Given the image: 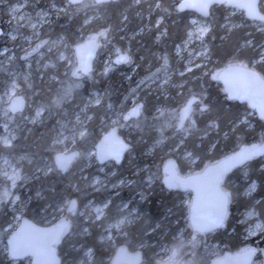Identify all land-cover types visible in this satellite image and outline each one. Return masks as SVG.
<instances>
[{
    "label": "trees",
    "instance_id": "obj_1",
    "mask_svg": "<svg viewBox=\"0 0 264 264\" xmlns=\"http://www.w3.org/2000/svg\"><path fill=\"white\" fill-rule=\"evenodd\" d=\"M161 1V8H152V10L146 8V2L135 4V0L111 1L97 5L98 10L106 14L104 27L109 28V36L112 40L109 47L106 41L102 40L103 46L102 48L100 46L98 58H102V51L107 46L115 55L117 48L127 51L132 60L124 62V65L116 62L110 64L107 66L108 70L104 69L100 74H98L100 65L94 64L92 87L103 94V99L99 105L96 104L91 108L92 120L88 124L90 135L79 141L76 150L80 152V156L73 167L64 175L57 169L45 175L30 172L21 183V185L25 183V186L21 190L24 218L20 224L26 219L39 226L53 225L65 213V208H61V205H64L68 199H77L78 206L81 208L84 207L87 199L100 203L111 201L105 217L99 221L84 222L79 217H72L71 230L59 246L63 264L66 260L70 261L69 264H78L86 259L85 253L89 250L93 251L90 264H111L112 258L122 247H125L130 254L140 253L141 264H150L148 256L154 254L157 249V246H152L154 241H159L158 236L164 235L166 230H168L166 240L174 237L182 226L181 218L187 215L185 209H188L182 208V205L178 206L184 196L182 191H169L164 186L161 180L164 162L174 156L182 174L190 171L192 173L190 175H194L204 171L207 165L236 152L246 144L264 142V120L257 114L253 128L241 124L240 120L249 107L246 104L230 101L223 90V85L211 78L214 70L233 62H241L252 68L254 61L258 59L259 49L249 48L244 46V43L252 39L263 42L264 35L261 32L256 33L253 27H241L229 31L223 26L226 6L218 5L208 16V18L212 16L216 18L213 29L206 38L210 50L208 65L179 77L175 74L173 82L183 86L179 89L170 87L168 99L158 97L153 100V97L146 93L139 94L137 102L144 103V113L137 120L127 121L125 123L129 125L127 130L118 131L119 137L129 147L121 162L111 161L114 167L123 172L122 174L132 173L133 168L137 167L140 172L135 176V181L136 179L139 182L153 181L154 184L151 189L144 192V199L135 200L141 215L132 226L124 229L123 233L127 235H121L116 244L107 241L103 228L112 217L117 215L119 204L129 200L130 195L128 197L125 193H119L112 196L110 192H95L91 180L98 174L99 164L95 162L91 168H85L82 157L86 151L94 150L93 145H97L103 137L98 129L116 117V114L126 113L139 90L140 83L156 75L167 65L175 64V49L187 37L193 12L177 10L175 4L180 0ZM61 2L62 5L68 3L67 0H61ZM165 7L169 9L167 13L163 11ZM69 9L76 11L75 6H69ZM261 10L264 13V4ZM217 13L220 15L217 16ZM160 15H164V20L158 28L156 20ZM124 16H127L125 23L122 22ZM79 17V12H63L54 19L51 29L47 32L51 36H64L66 43L71 46L82 43L83 41L78 39L80 37L78 30L83 27V20ZM254 21L246 17L247 23ZM123 24L127 26L126 31L130 36L122 41L120 38L123 34L120 29ZM164 29L167 31L157 39L159 32ZM164 57H167V64L164 62ZM254 68L264 77V71L259 65ZM182 70L183 67L180 68V72ZM122 71H125V75L121 74ZM192 94L197 95L200 100L210 106L209 110L203 114L199 111L195 113L198 129L207 130L208 134L203 135L201 131L193 130L190 135L181 139L178 132L175 135L174 127L163 126V122L165 120L172 122V113H176V110ZM161 106L170 110V114L160 115L158 109ZM150 108L153 112H150ZM209 119L216 120L219 127L210 128ZM162 126L163 130H161ZM1 132L0 127V137ZM22 144L24 145L18 146L15 143L13 146L6 147L0 141V155L33 151L41 155L46 153L54 159L53 154L47 150L52 145V138L47 132L35 129ZM150 149L152 151L149 153ZM130 152L135 158L130 159ZM186 156H189V159H186ZM262 157L237 168L226 176L223 183L224 189L231 192L229 213L225 226L218 228L210 241L221 245L220 253H223L221 256L239 252L242 247L255 246L253 243L258 239H261V245L264 244V232L259 238L247 241L244 238L242 225H238L239 214L250 207L257 209L264 221ZM129 162H132L131 168L128 166ZM251 180L258 182L259 190L255 195L246 198L245 187ZM131 191L127 193L130 194ZM13 215L14 213L8 207L0 210L1 242L7 243V239L13 232V230L6 231V228L12 224ZM174 219L180 222L173 225ZM85 228H88L87 233L84 232ZM72 232L77 233L76 237H69ZM79 246L80 249L77 252L75 249ZM9 258L8 254L0 256V264H31L28 260L13 262ZM214 259L211 260V264Z\"/></svg>",
    "mask_w": 264,
    "mask_h": 264
},
{
    "label": "rangeland",
    "instance_id": "obj_2",
    "mask_svg": "<svg viewBox=\"0 0 264 264\" xmlns=\"http://www.w3.org/2000/svg\"><path fill=\"white\" fill-rule=\"evenodd\" d=\"M143 2H146L147 9H156L155 4L157 0H139V2L135 0V4H143ZM61 3V0H0V127L2 128V135L0 138L9 137V139H12L11 133H14L15 138L12 139L11 146L15 143L20 146L24 145L22 143L28 139L31 132L35 131V129L50 134L52 141L63 134V137H66V139H63L62 143L54 146L51 145L47 149L53 154V157L55 156V150L60 152H72L76 150L79 141L84 140V138H81L78 135V129L82 124L88 129V124L92 120L91 108L96 105L94 100L97 96H99L101 101L103 99V94L92 87V80L94 78L93 73L90 76H73V69L77 65V55H75V48L71 45H69L67 49L62 45H43L38 51L32 52V49L36 47L40 40L55 41L62 36H51L49 35L50 33L47 32L48 29H51L54 19L58 18L63 12H65L58 10V8L53 7V5H57L60 8H69L68 3L66 5H62ZM160 3H162L161 0ZM17 5H22V7L16 8V12L13 14L12 9ZM97 5L99 4L96 0H84L78 10L76 6V11H73L72 9L68 10L71 12H79V19L83 20V27L79 28L78 32L80 37L82 36L84 39H87L91 32L99 31L100 28L105 25L106 14L105 12L99 11ZM242 13L243 12L239 10L226 7V11L223 14V26L229 31L241 27H253L255 28L256 33L261 32L264 35V22L261 23L254 21L252 23H247L246 16ZM216 15L219 16L220 13H217ZM21 17H23V19ZM89 17H92V19L88 23H85V20ZM190 18L189 31L196 27V25L192 24V20L195 19L200 24L210 25L209 32L213 29V24L216 19L214 16L206 19L196 13H193ZM122 22L125 23V19H122ZM33 25L35 27H33ZM126 28L127 26L123 24L120 29V32L123 34L120 38L122 41L127 40L130 36L129 32L126 31ZM209 32L206 34L203 41L196 39L194 36L190 43L185 44V41L188 40L187 33V37L184 41L177 45V47L179 46L180 51H177V47L175 49V64L170 66L167 65L166 68L159 70L156 75H152L141 82L139 90L136 92L135 97L132 99V102L128 107L131 108L132 105L136 104L139 94L141 93H146L147 95L152 96L153 100L154 98L158 99V97L168 99L170 95V87L179 89L183 86V84L174 83L173 77L175 74L179 77L185 73H189V71H186V69L190 67L189 61L196 65V67L191 68V71L207 66L210 61V50L206 39ZM102 40L104 41V39L101 38V48L103 46ZM250 41L251 43H244V46L259 49L258 59L254 61L252 68L259 65L260 69L264 71V59H262V57H264V40L263 42H257V40L254 41L253 39ZM111 42L112 40L110 36H108L106 45L109 47ZM107 46L106 48L104 47V50L102 51V58L99 57L96 61L101 67L98 74L103 72L106 66L115 63V54L109 51ZM202 46L208 49V54L205 57L197 55V53L201 51ZM5 49H7L6 52L4 51ZM60 52H63L65 56L70 57L74 63L69 64L67 59L60 60ZM26 53L31 54L26 55ZM118 64L124 65V62ZM181 67H183L182 72H180ZM121 74L125 75V71H122ZM25 77H27V79H25ZM12 81H15V95L18 96L19 94H22L29 102L26 111L18 115L11 114L7 109L10 101L9 90L13 87ZM69 81L75 82L76 87L73 89L71 96L64 97L62 103L58 104L56 98L63 96L64 87ZM37 86H39V88H36ZM41 107L44 108L43 113L39 118L33 120L32 117L36 115V110ZM6 109L7 112L5 113ZM159 109H163V114L165 115L170 114V110L162 106L159 107ZM178 110H176V112ZM150 112H153L151 108ZM172 112L173 111H171V113ZM143 113L144 112H142V114ZM175 114L176 113H172V116L174 117ZM77 115L80 117L79 121H77ZM256 116L257 113L249 109L248 111H245L240 123L253 128L255 126L254 120ZM114 119H116V117L112 120ZM112 120L106 122L103 127L98 129L101 135H105L106 132L113 128L119 131L127 130L129 127V125L125 124L126 121L123 119H120L119 126L114 125ZM171 123L176 135L178 131L175 127V119H173ZM4 124H7V130L4 128ZM0 141L4 145L2 139H0ZM151 151L152 149L149 150V153ZM89 152L92 153L91 157L88 155ZM129 157L130 159L131 157L135 158L131 152L129 153ZM172 157L175 158L174 156ZM185 158L189 159V156H186ZM95 162L99 164L98 174L91 180L95 192H110L112 196L119 195V193H125L128 197L130 195L129 200L119 204V209L123 213L131 211L133 217L132 222L130 224L126 223L122 230L115 228L109 229L108 224L111 222L110 220V222H107L106 226L103 228L107 241H112V243L116 244L117 239L123 235L122 232L124 229L132 226L134 222L140 219L141 214L135 204V200L144 199V192L151 189L154 182H139L137 179L135 181V176L140 172L137 167L133 168L134 170L132 173L122 174L123 172H120L119 169L117 170L111 160L107 161V163L99 162L95 157L94 150L90 149L86 151L82 157V163L85 168H91L94 166ZM131 164L132 162H129V168H131ZM261 164L263 166L262 169L264 170V156L261 158ZM48 167H52L53 170L57 169L54 164V159H51L50 155L46 153L41 155L37 152L31 151L21 152L20 154L0 155V210L8 207V209L14 213L11 218L12 224L6 228V231L13 230L14 232L24 218V203L21 198V190L24 188L25 183L22 185L21 183L24 182L30 172H33L36 175L49 174L50 172L46 171ZM13 169L19 170V179L16 180L15 187L12 185L11 174ZM187 174L190 175L192 173L189 171ZM96 177L100 178V183L93 184L92 181ZM253 182L256 184V187L254 190L249 191L250 185ZM258 187L259 184L257 181H249L245 187L246 190L244 191V196L249 198L255 195L259 190ZM5 189L8 190L9 195H5ZM130 190H132L130 194L127 193ZM183 193L184 196L180 201L181 204H178V206L182 205V208L187 207L188 209H185L187 214L186 217L181 218L182 226L178 229L176 235L170 237L169 240H166L165 238L168 230L165 231L164 235L158 236L159 241H154L152 245L153 247L157 246V249L154 251V254L148 256L150 264H159V261L166 260L167 257L171 255L169 250L180 244H183V247L179 249L178 258L182 262H191V264H211L213 258H218L223 254L220 253V244L210 242L212 237L216 234L215 231L199 234L197 235V243L195 245L190 243L194 234L191 223H189V210L194 195L191 191H184ZM16 197L19 198L16 199ZM104 203L87 199L83 205L84 207L81 208L78 206L77 202L75 215H72L68 211L67 206H65V213L59 217L58 221L72 220V217H79V219L84 222L99 221L95 218V206ZM125 204H127V208H124ZM252 209L255 208L250 207L239 214L238 225H242L244 238L247 241L259 238L261 233L264 232V221L261 219L258 210L255 209V215L249 216L247 214ZM179 222L178 219H174L173 225L178 224ZM257 223H260L261 225L259 229L256 228ZM87 229L88 228H85L84 232L87 233ZM76 235L77 233L72 232L69 237L74 238ZM1 241L0 235V256L3 257L4 254H8L9 256L7 243ZM253 244L257 246L255 247L251 245L250 247L257 249V257L251 264H264V244L261 245V239L255 240ZM79 249L80 246L75 250L78 252ZM92 254V250L91 252H86V259L80 261L78 264H90L92 261ZM9 257L10 260H13L11 256ZM69 263L70 261L66 260L65 264Z\"/></svg>",
    "mask_w": 264,
    "mask_h": 264
},
{
    "label": "snow or ice",
    "instance_id": "obj_3",
    "mask_svg": "<svg viewBox=\"0 0 264 264\" xmlns=\"http://www.w3.org/2000/svg\"><path fill=\"white\" fill-rule=\"evenodd\" d=\"M97 3L102 2V0H96ZM139 2V0H137ZM82 0H68L69 6H76L77 10L79 6L81 5ZM214 3H220V4H227L232 6L233 5V0H203L202 3L200 4H188L185 3L184 0H181L180 3L175 4V8L177 10H183L185 7H197L201 12L204 13L205 16L209 15V9ZM261 3L264 4V0H261ZM87 6V5H84ZM238 6V5H236ZM260 5L257 4L256 0H252L251 3L244 5V7H247L249 9L248 15L252 16L254 19L258 18L260 21L264 22V14H261L259 11H256V9ZM22 7V5H17L15 8L12 9L13 14L16 12V8ZM53 7H57L58 10L60 11H65L67 12L69 10L68 7H63L60 8L57 5H53ZM156 8H161V3L160 0H157L155 4ZM164 12H168V8H163ZM23 19V17H21ZM92 17H89L88 19L85 20V23H88ZM123 19H127V16H124ZM164 20V15H160L157 20H156V25L159 28V25L161 22ZM192 24L196 25V27L190 29L188 33V40L185 41V44L190 43L191 39L195 36L196 39H199L201 41L204 40L206 34L210 30V25L208 24H200L198 23L195 19L192 20ZM33 27H35L33 25ZM167 29H164L163 31L159 32L157 39H159L160 35H163L164 32H166ZM109 36V28L101 27L99 31L91 32L87 39H84L82 36L78 37V39L82 40L83 43H76L72 47L76 49V54H80L82 49H87V59H91V57L94 55V50L101 45V38H103L105 41L108 39ZM247 43H251V41H248ZM43 45H62L65 49L69 47V45L65 42L64 37H60L59 39L55 41H49V40H40L39 43L36 45L35 48L32 49V52H36L40 49L41 46ZM5 52L7 49L4 50ZM177 51L179 52V46L177 47ZM31 53H26V55H30ZM208 54V49L204 46H202L201 51L197 53L198 56L205 57ZM59 59L60 60H68L69 64H73V60L70 57L65 56L63 52H60L59 54ZM264 59V57H262ZM132 57L128 54L127 51H123L120 48L116 49V55H115V62L116 63H123V62H131ZM164 62L167 64V57H164ZM190 67L186 69V71H191L192 67H196V65L192 64L191 61H189ZM81 69L87 70L88 65L86 63L85 57H81L80 63L78 66H75L73 69V76H78L81 72ZM244 71H248L245 66L241 65V68ZM108 70V67H105V71ZM231 70V69H229ZM253 74L257 76V74L254 71H250ZM212 76L214 79H223L225 84L228 85V90L240 97L244 96H249L250 98L254 97L256 94H249L248 90L246 88H242L235 84L233 80L230 78L228 74L220 76L216 73H212ZM27 79V77H25ZM13 87L9 90V100L10 103L7 106V109H10L12 112H16L20 108L23 107V98L16 96L15 95V81H12ZM76 87V83L73 81H69L68 84L65 85L64 87V93L63 96L57 97L56 102L62 103V100L66 96H71L73 89ZM260 95L264 97V89L260 91ZM197 101H199L197 103ZM94 103L99 105L101 103V99L99 96L94 100ZM255 106V105H254ZM260 114L261 116H264V102H262L260 105ZM141 108L142 105H136L134 108H132L129 112L127 113H119L116 114V119L112 120V123L114 125L119 126V121L120 119H123L124 121H127L129 117L131 116H139L141 114ZM210 106L207 103H204L200 98L192 94L189 96V98L186 99L184 104L180 107V109L176 112L174 115L173 119H175V127L180 134L181 139L184 137L190 135L193 130H199L203 133V135H207L208 131L207 130H202L198 129V124H197V119L195 118V113L197 111L201 112L203 114L205 111L209 110ZM7 109L5 110V113L7 112ZM44 108H38L36 110V115L32 117L33 120L37 119L40 117V115L43 113ZM158 112L160 115H163L164 110L163 109H158ZM80 120L79 115H77V121ZM163 126L167 127H172V123L169 120H165L163 122ZM163 126L162 129L163 130ZM208 126L210 128H218L219 125L216 120L214 119H209ZM4 128L7 130L8 126L7 124H4ZM63 132V130H62ZM116 129L113 128L111 132L107 133L104 141L101 142L99 145H93V149L95 152V157L96 159L100 160L101 162H104L108 160L109 157L114 158L115 161H119L121 159V152L123 149L128 148L129 145L125 144L122 140H120L118 137L115 135ZM78 135L81 138H87L88 135H90L89 130L82 124L81 127L78 129ZM12 139L15 138V134L11 133ZM63 137V134H61L57 139H54L52 141V145H56L59 143L63 142V139H66V137ZM4 145L6 146H11L12 144V139H9V137H2ZM107 142V147L105 146V143ZM258 153H264V144L261 145H253L251 148L245 147L243 148L239 153L234 154L233 157H230V161L235 162V163H242L245 160L249 159L250 157L257 155ZM80 155L78 152H60L55 150V158H54V164L56 168H59L61 170L67 171L69 165L71 162L78 156ZM88 155L91 157L92 153L89 152ZM231 164H226L221 169L216 172L212 176V180L214 181V186H215V192H216V200H215V206L217 211L215 214L207 215V214H202L200 211V205L199 202L194 204L193 206V222L194 225L197 229V231H204L207 228H214L218 225L223 224L225 216L227 214V205L229 203V196L230 194L227 192H223L219 190V183L223 178L224 172L227 170L228 167H230ZM46 171L51 172L53 171L52 167H48ZM12 176V185L15 187L16 180L19 179V170L18 169H13V172L11 174ZM179 179V178H174L173 180L167 181L169 183V186H172V183L174 180ZM199 177H191L187 181H180L182 183H192L193 185L198 184L199 182ZM93 184L100 183V178L96 177L93 181ZM256 187V184L253 182L250 185L249 191L254 190ZM5 195H9V192L7 189H5ZM19 197H16L18 199ZM199 201V198H198ZM111 204V201H108L107 203L101 204V205H96L95 206V218L97 220L105 217L106 215V210L109 208V205ZM76 205L77 201L75 199H68L65 201L64 205H61V208L67 206L69 212H75L76 211ZM127 204L124 205V208H127ZM249 216L255 215L256 211L255 209L250 210L247 213ZM132 215L131 211L127 213H123L120 211V209H117V215L111 218V222L108 224V228L112 229H123L124 225L126 223H131L132 222ZM69 222L66 220H62L61 223L55 228V231L61 235L64 230L68 227ZM261 227L260 223H257L256 228L259 229ZM124 235H127V233H123ZM191 244L195 245L197 243V237L196 235L192 236V239L190 241ZM9 244L11 245V255L16 256V243L13 240L9 241ZM183 247V244L177 245L170 249L169 251L171 252V255L167 257L166 260H161L159 261V264H191V262H182L178 258V253L179 249ZM91 252V250H89Z\"/></svg>",
    "mask_w": 264,
    "mask_h": 264
},
{
    "label": "water",
    "instance_id": "obj_4",
    "mask_svg": "<svg viewBox=\"0 0 264 264\" xmlns=\"http://www.w3.org/2000/svg\"><path fill=\"white\" fill-rule=\"evenodd\" d=\"M83 1L84 0H82V2ZM111 1H120V0H102V2L100 3H110ZM184 2L188 4H200L203 2V0H184ZM251 2L252 0H233L232 6L227 5V4L214 3L209 9V13L214 7H217L218 5H223V6H226L227 8L231 7L233 9L243 12L244 15L250 20L252 19L257 22L262 23V21H260L258 18L254 19L252 16L248 15L249 9L247 7H244V5L249 4ZM256 2L258 5H260L256 9V11H259L261 14H264L261 10V7H262L261 0H256ZM186 10L199 14L203 18H208L209 16V15L205 16L204 13L201 12L197 7H185L183 10H179V11L186 12ZM99 49H100V46L94 50V55L91 57V59H87V49H82L80 54H76V49H75V55H77V66L80 63L81 57H85L86 63L88 65V69L87 70L81 69L80 74H82L83 76H90L92 74L95 68L94 64L98 58ZM241 65L245 66L246 69L249 70V72L240 69ZM250 71H254L257 74V76ZM212 73H216L220 76L228 74L235 84H237L238 86L242 88H246L249 94H256L252 98H250L249 96L240 97L238 95H235L228 90L229 86L225 84L223 79H214L211 74L212 80L220 82L221 85H223V90L226 93L230 101L232 102L236 101L241 104H246L252 111L257 112L258 116L264 120V116H261L260 114V107H259V105L262 102H264V97L260 95V91L264 89V77L261 75V73L257 69L248 67L246 64L241 63V62H233L232 64L222 67L221 69L214 70V72ZM18 96L23 98V107L17 110L16 112H12L10 109H8L9 112H11V114L13 115L24 113L28 107V101L26 97L22 94H19ZM198 102L199 101H197V103ZM136 105H142V108H141V114H142L143 109L145 107L143 102H138L137 104L133 105L130 109L126 111V113L129 112ZM141 114L138 117L131 116L129 117L127 121L137 120L138 118H140ZM111 131L112 129L106 132V134ZM106 134L99 140L97 145L101 144V142L104 141ZM115 135L120 140H122L118 135L117 129H116ZM122 141L124 142V140ZM261 144H264V142L246 144V146H242L240 149L236 150V152L226 155L222 159L217 160L214 163L207 165L204 168V171L200 173H196L194 175H184V174L182 175L180 169L178 168V162L173 157L169 158L168 160L164 162V164L162 165V170H163L162 181L166 189L169 191H173V190L174 191L179 190L182 192L191 191L194 195L193 200H192V205L189 210L190 212L189 223H191L193 234L196 235V237L199 234H205L207 232L215 231L218 228L225 226L226 224L225 221L228 217V213H229L228 209H229L230 200L227 205V214L225 216L223 224L218 225L214 228H207L204 231H197L194 225V222L192 219L193 206L197 202H199L200 211L202 214L211 215V214H215V212L217 211L216 206H215V200L217 197H216L215 186H214V181L212 180V176L216 172H218L221 169V167H223L224 165L231 164V166L228 167L227 170L224 172L223 178L218 185L220 191L227 192L230 194L229 196V199H230L231 197L230 190L228 189L226 190L223 188V183L226 179V176L232 173L233 171L237 170V168L246 166L251 161L258 159V157L264 156V153H258L257 155L250 157L249 159L245 160L242 163L232 162L230 161L229 158L233 157L234 154L239 153L245 147L251 148V146L253 145H261ZM105 146L107 147V142L105 143ZM127 151H128V148H125L122 150L121 159L119 161H115L114 158L109 157L108 160L102 163H106L107 161H110V160L115 161L117 163L121 162V160L124 158ZM72 152H78L80 154L78 150H74ZM79 156L80 155H78L71 162L67 171L61 170L59 168H57V170L61 172L62 175H64L73 167V165L75 164V161L77 160ZM98 161L101 162L100 160ZM191 177H199L200 179H199L198 184L193 185L190 182L189 183L180 182L182 180L187 181ZM174 178H179V179L174 180V182L172 183V186H169V183L167 181L173 180ZM198 198H199V201H198ZM75 200L77 201V199ZM76 209H77V205H76ZM70 213L72 215H75V212H70ZM66 221L69 222V225L64 230V232L61 235H59L55 231V228L61 223V221L56 222V224L49 225V226L48 225L39 226V225H36L35 223L33 224L29 220L24 219L23 222L17 226L14 232L7 239L9 256H11L13 261L25 260L26 259L25 257L29 253H31L30 251L32 250L33 252H35V259L33 260V262H31L32 264H61V261L57 257V251L53 248V245L57 243L58 241H60V237L62 235H67L70 232L71 221L70 220H66ZM10 240H13L17 245L16 247L17 255L16 256L11 255V245L9 244ZM256 252H257V249H255L254 247L248 246V247L241 249V251L239 252L227 253L224 256H219L218 258L214 259L212 264H251L257 255ZM112 259L113 260L111 264H141L142 262V257L140 253L130 254L125 247H122L121 249H119L116 255Z\"/></svg>",
    "mask_w": 264,
    "mask_h": 264
},
{
    "label": "flooded vegetation",
    "instance_id": "obj_5",
    "mask_svg": "<svg viewBox=\"0 0 264 264\" xmlns=\"http://www.w3.org/2000/svg\"><path fill=\"white\" fill-rule=\"evenodd\" d=\"M101 4H103V3H101ZM77 66V65H76ZM78 76H80V74L78 75ZM62 221V220H61ZM58 222H60V221H58ZM66 235H62L61 237H60V241H58L57 243H55L54 245H53V248L57 251V257H58V259L61 261V256H60V250H59V246L62 244V242H63V238L65 237ZM27 251H28V249H27ZM31 253H29L25 258V260H28L30 263L31 262H33V260L35 259V252H33L32 250L30 251ZM255 259V258H254ZM254 261V260H253ZM32 264V263H31ZM61 264H62V261H61Z\"/></svg>",
    "mask_w": 264,
    "mask_h": 264
}]
</instances>
